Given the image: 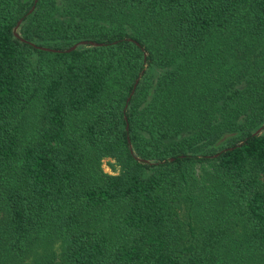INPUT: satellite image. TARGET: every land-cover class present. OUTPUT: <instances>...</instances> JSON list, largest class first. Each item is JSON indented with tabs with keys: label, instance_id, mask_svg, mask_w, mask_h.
I'll return each instance as SVG.
<instances>
[{
	"label": "trees",
	"instance_id": "trees-1",
	"mask_svg": "<svg viewBox=\"0 0 264 264\" xmlns=\"http://www.w3.org/2000/svg\"><path fill=\"white\" fill-rule=\"evenodd\" d=\"M263 125L264 0H0V264H264Z\"/></svg>",
	"mask_w": 264,
	"mask_h": 264
},
{
	"label": "rangeland",
	"instance_id": "rangeland-1",
	"mask_svg": "<svg viewBox=\"0 0 264 264\" xmlns=\"http://www.w3.org/2000/svg\"><path fill=\"white\" fill-rule=\"evenodd\" d=\"M153 74H160V70L159 69H154L152 70ZM114 165V161L110 160V159H105L102 161L101 163V168L103 170L104 173L107 174H117L118 173V167H115V169L112 167ZM194 185H196V187L194 188V191L196 192V195L198 196V198H202L205 197L206 195H209L210 192V182L205 179V177H203V169L202 167H200L199 165H197L195 167V183ZM221 202V200H219L218 202L216 201V203H212L215 207V209H218L216 207L217 204H219ZM211 214L207 213L205 214L204 212L201 213L198 218H204L205 222L207 221H211V219L209 218ZM209 230V228H207V231ZM207 231L205 233H207Z\"/></svg>",
	"mask_w": 264,
	"mask_h": 264
},
{
	"label": "water",
	"instance_id": "water-1",
	"mask_svg": "<svg viewBox=\"0 0 264 264\" xmlns=\"http://www.w3.org/2000/svg\"><path fill=\"white\" fill-rule=\"evenodd\" d=\"M20 23H21V21H19V22L17 23V27H16L15 30H14L15 37H19L18 34H17V28H18V26L20 25ZM87 45H90V46H98V44H95V43H93V42H85V41H83V42H79L78 44L73 45V46L70 47L66 52L73 51V50H75L78 46H87ZM40 49H42L43 51H46V52H50V53L57 52V51L54 50V49H47V48H40ZM263 129H264V125H263L262 128H260L259 130H257L253 135H258V134H260V133L262 132ZM138 160H139V159H138ZM139 161H142V160H139Z\"/></svg>",
	"mask_w": 264,
	"mask_h": 264
}]
</instances>
